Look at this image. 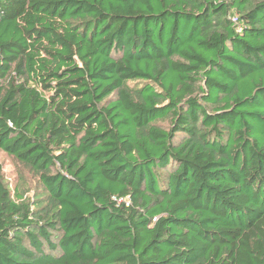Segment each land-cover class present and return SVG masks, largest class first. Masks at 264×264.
<instances>
[{"label": "trees", "instance_id": "1", "mask_svg": "<svg viewBox=\"0 0 264 264\" xmlns=\"http://www.w3.org/2000/svg\"><path fill=\"white\" fill-rule=\"evenodd\" d=\"M0 152V264H264V0H0Z\"/></svg>", "mask_w": 264, "mask_h": 264}, {"label": "rangeland", "instance_id": "2", "mask_svg": "<svg viewBox=\"0 0 264 264\" xmlns=\"http://www.w3.org/2000/svg\"><path fill=\"white\" fill-rule=\"evenodd\" d=\"M156 125L169 129V120L159 121ZM0 165L4 174L5 181L10 185V188H14L15 185L20 187V190L25 193V197L32 198L35 193V181L31 175L21 167H19L16 162L5 156L0 152Z\"/></svg>", "mask_w": 264, "mask_h": 264}]
</instances>
